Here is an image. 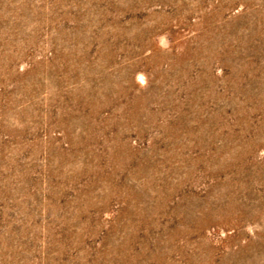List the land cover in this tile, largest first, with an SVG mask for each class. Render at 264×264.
Listing matches in <instances>:
<instances>
[{
  "label": "rangeland",
  "instance_id": "obj_1",
  "mask_svg": "<svg viewBox=\"0 0 264 264\" xmlns=\"http://www.w3.org/2000/svg\"><path fill=\"white\" fill-rule=\"evenodd\" d=\"M0 264H264V0H0Z\"/></svg>",
  "mask_w": 264,
  "mask_h": 264
}]
</instances>
